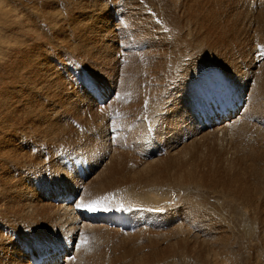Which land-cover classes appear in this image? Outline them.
Instances as JSON below:
<instances>
[{
	"label": "bare ground",
	"instance_id": "obj_1",
	"mask_svg": "<svg viewBox=\"0 0 264 264\" xmlns=\"http://www.w3.org/2000/svg\"><path fill=\"white\" fill-rule=\"evenodd\" d=\"M173 2L182 11L183 16L179 18L180 30L186 34L182 35L183 37H174L178 41L176 43V39L174 41L172 40V46L168 43V47L171 46L170 49L168 48L171 56L167 54V49L163 46L161 39V41L158 37L155 40L151 39L149 32L144 31L146 27L144 26L143 30L141 29V25H143L141 23H144L143 19H145L143 17L139 23L135 20H138V18L134 19L136 21L135 27L137 31L133 32L135 34L133 37L137 41L135 42L141 49L130 47V45L135 43L129 46L125 44L126 46L123 45L121 47L117 46L115 42L113 44L106 43L107 40L100 33L103 35L105 32L107 35V29H109L108 22H103L97 27L89 29L88 33L86 32L88 35V37L86 36L87 42L89 40L92 46L97 47L100 51L98 53L99 55L95 53L97 55L95 61L97 60V64L102 68V77L103 74L105 76L101 81L98 79V82L90 81V83L100 88L102 93H107L103 87L109 86L110 89L116 88L112 94L116 99L115 106L118 109L117 111H119L120 107L128 111H130V107H132L130 108L132 110L133 107H136L137 111L141 109V112L139 114L137 113L136 117L132 113L134 110H131L132 112L130 111L131 113L128 112V114L130 113V116L133 114L132 117L127 119L125 117L124 121L120 120L116 124L114 123V130L110 133L102 132L97 136L95 141L93 140L98 145L97 147L101 146L106 149L105 155L103 154L105 158L103 164H108L111 167L110 171L113 173L116 172V176H120L128 170L131 175L128 182H134V185L136 184L140 189L145 190L146 194L142 191L139 193V195L141 194L140 199L145 202H150L148 206L151 207H168V203L164 204L167 201L166 198L168 195L167 197L163 196L159 198L162 204L156 203L158 189L164 184H167L171 189H177L175 186H182L184 188H194L197 191L212 190L215 193L221 194L225 199L233 200L241 205H253V207L257 206V208L259 206L264 207V197L262 196L264 195V0H173ZM132 7L134 8L135 6L132 5ZM130 10H128L130 16L135 17V12ZM137 10H139L138 7ZM10 12L8 13L10 14ZM128 13L125 14L123 12L120 15L124 14L123 16H127ZM9 14L4 15L1 12L0 15V24H9L6 27L10 26L11 31L10 35L3 36V42H1L0 47V137L3 139L1 140L0 138V143H2L0 144V221H6L8 231L15 238L14 241L8 240L4 242L7 245L6 248L4 247L5 244L0 245V264H31L29 255L34 256L42 250H52V248L59 249V252H62L60 250L62 247L65 250L62 256L63 261L59 264H69L74 260L81 263H85L86 261L87 264L105 263L104 255V259H101V253L104 252V249L96 248L92 251L89 250L90 252L86 254L80 247L84 245V235L90 228L93 230L95 227L105 225L91 226V224L83 222L80 214L77 212L78 208L86 209L81 203H79L80 206L75 208L60 203L55 205L52 202V199L58 196L72 194L68 193L73 190V185L75 184L73 181L75 175H72L73 172L71 173L72 165H78L81 161L79 162L77 161L78 159L73 160L75 158H71V163L68 162L70 161L68 160L69 156L67 159L61 156L63 160L59 162V165L55 166L53 163L56 160L58 161L60 157H57L56 160L52 158L53 162H50L52 159H48V163H52L51 165L49 164V167L53 165L54 168L52 169L54 170L50 168L52 171H49L46 177H44V174V178L42 176L38 177L39 174H36V170V172L34 170L33 172L30 171L33 175H27V172L26 174L18 172L17 175H13L11 172V166L18 168L24 160H27L23 158L24 160H20L22 161L20 163L16 157H12L11 155L17 150V148L14 149L13 144L16 143L18 134L26 135V137L30 135L33 136L32 140L38 141L39 139L40 142L45 141L46 144H52L60 137L63 131L61 121L64 119L62 118L61 120V117H54V114L59 113V111H54V113L53 110L45 108L43 104L37 101V93H39V96L49 97L50 101L52 100L51 102L58 106L54 105V107L60 110V115H62V111L64 110L65 113L63 115L67 112L66 116L69 114L70 120L72 117L75 118L72 115L75 113L72 110L74 104H79L80 107L84 108L83 110L81 109L82 112L84 111L83 114L86 113L85 108L91 110L96 106L89 95L80 93L78 90H71L68 95L63 97L64 99L60 96L57 99L56 97L54 98L56 91L49 94V85L51 82L53 83L55 78L51 73L52 65L49 63L51 59L47 61V59H44L45 55L43 58L40 57L43 56V52H40V44L44 48L55 43L53 40V42L51 41L50 37L44 34H40L35 30H26L23 27L24 24L20 20V17L16 15L17 19H15ZM138 14L140 15V12ZM142 16H145V14L143 13ZM79 20L81 21V19ZM92 21L94 23L95 20ZM146 23L149 24L148 22ZM114 28L112 30V36L113 40L116 41L115 38L117 35L114 33ZM79 34L83 35L84 33L80 32ZM12 35L22 37L23 40H34V45L29 46L26 44V47H22L26 40L20 43V41H15ZM122 35L127 37L126 34L124 35L122 33ZM58 37H62L61 33ZM82 37L84 38V36ZM109 39L111 41V38ZM85 41L82 43L86 48ZM181 43L188 47L189 52L195 51L197 53H189L187 49L183 51L180 48ZM12 44L15 46H12ZM66 44L69 46L68 42ZM135 46L137 47V45ZM53 47L50 49H54ZM57 47L59 48V46ZM61 49L57 50L59 51ZM65 49L69 50V48ZM90 55L92 54L88 56ZM117 55L124 56L125 58H123L125 60L132 57L130 61L133 64L130 63L132 65L126 67L125 71H122L123 68L120 67L122 63L118 65L120 61L114 60V57ZM184 56L188 58L185 61L182 58ZM89 58H91V61L93 60L92 57ZM171 61L174 63V67H172ZM113 62L117 63V65ZM143 62L144 70L142 71L139 64ZM77 64L79 65V63ZM129 68L134 69V73L131 72L132 74H129V70H131ZM141 71V75H144L143 81L140 78L136 79L135 72L140 74ZM63 80L61 81L63 82ZM62 82L58 86L61 87ZM63 83L65 85V82ZM64 85L63 88H65ZM223 86H232L235 89L232 93L235 98L241 96L240 98L243 100L244 106L239 116L231 119L229 122L213 126L211 129L201 127L194 121V111H196L199 102V96L197 94L206 93L211 89L219 91ZM65 90L68 89L66 88ZM107 91L110 92L109 89ZM141 99L145 101H141ZM232 101L233 99H227L228 103ZM142 102H144V105ZM91 111L87 110L90 114ZM63 115L62 117H64ZM21 142L19 144L23 145ZM56 142L59 141L57 140ZM52 145L54 146L55 144ZM71 149L73 150V148ZM77 149L80 150V148ZM4 151H7V154H4ZM100 151L102 150L100 149ZM67 152L64 153L69 155ZM20 154H22L21 151ZM53 154H51V157H54L58 153L52 156ZM73 157H76V155ZM131 159H133V165L137 168V170L134 169L135 172L129 168ZM49 167L47 166V172ZM74 168L72 171H74ZM37 170L39 171L38 167ZM34 172L36 176H34ZM38 173L43 174L44 170ZM108 179L107 181L110 183L111 181ZM110 184L113 185L114 183ZM115 184L116 186H120L119 183ZM106 190H109V188ZM177 190L181 191L180 189ZM152 191L155 192L151 193ZM136 201L138 199H135ZM168 202H171V200ZM170 205L172 207L173 203ZM184 206L186 207L185 204ZM195 212L199 215L197 211ZM197 214L195 216L194 213L195 218ZM255 217L257 218V216ZM189 218L191 219V217ZM194 220L196 219H193V222H195ZM197 221H200L199 218ZM98 231L96 230V232ZM96 232L94 234L97 236L98 233ZM69 235H74V238H71L72 243L78 239L74 245L69 243V240H71L69 239ZM127 245L129 244L127 243ZM187 248L190 249V247ZM170 250L172 252V248ZM27 252H30V254ZM156 255L154 256L155 259L157 257L159 258L161 254L157 257ZM85 256L86 260L84 261ZM144 258L149 261L151 257L147 258L146 256ZM112 260L113 258L111 262H113ZM206 260L208 261V259Z\"/></svg>",
	"mask_w": 264,
	"mask_h": 264
},
{
	"label": "rangeland",
	"instance_id": "obj_2",
	"mask_svg": "<svg viewBox=\"0 0 264 264\" xmlns=\"http://www.w3.org/2000/svg\"><path fill=\"white\" fill-rule=\"evenodd\" d=\"M131 2H132V4H131ZM132 5H134L136 8L135 7L133 8ZM7 6H8V8H7ZM137 7L139 10H137ZM141 8H143V9H141ZM134 9H136V10H134ZM128 10L134 11L135 17L130 16V14L128 13ZM180 11H181V9L179 8V6L174 5L173 0H133V1H131V0H0V15H1V12H3L4 15L9 14L8 12H10L9 15L11 17L13 16L15 19H17V17H16V15H17L18 17H20V20L24 24L23 27L26 30H35L40 34H44L47 37H50L51 41L53 40L54 43L56 44V45L54 44L55 46L50 45L49 47H44V48H42V45L40 44L41 50L39 49L40 52H43V56L39 55L40 57L43 58L45 55L44 59H47V61H49L51 59L49 61L50 65H52L51 66L52 67L51 73L53 74V77L55 78V80L57 78H58L57 80H59V81L56 80L57 82L55 80H53V83L56 82L54 84L55 86L51 82L49 85V88H48L49 94L50 93L52 94L56 91L54 94V98L56 97V99L59 98V96L63 98L64 96L68 95L71 90H76V91L78 90V92H80V93H85L86 95H89L86 93V90H83L81 87L82 80L87 78V80L89 82L90 81L91 82H94V81L98 82V79H99V81H101L105 78L104 74L102 77V73H103L102 68L97 64V60L95 61V59L97 58V55H99L98 53L100 51L97 47L92 46V44L90 43L89 40H88L89 43L87 42L88 35L86 34V32L88 33L89 29L97 27L98 25H100L103 22H108L109 23L108 24L109 29H107V32H108V33L106 32L107 35L105 34V32L103 35L100 33V35L104 36L105 39L107 40L106 43L109 42V43L113 44L115 42L116 45L120 46V47L125 45V44L129 46L130 44L135 43V44L130 45V47L132 46V48H134V49H141L138 46V44L136 43L137 42L136 39L133 37V35L135 36V34L133 32L137 31V28L135 27L136 21H137V23H139V22H141L140 19L142 17L145 19L147 18L146 20L142 18L144 23H141V24H143V25H141V29L143 30V27L145 26L148 30L146 28H144V31L149 32L151 39H154V40L158 39V38H159V40L161 39L162 41L161 40L160 41L163 43V46H165L167 49V54L169 56H171L169 49L172 46L173 41L176 38L183 37L182 35L186 34L184 31L180 30L181 26H180L179 18H181L183 16L182 11L181 12ZM123 12L125 14L128 13V15L127 16H123L124 14L120 15ZM139 12H140V15L138 14ZM143 13L145 14V16H142ZM131 14H132V12H131ZM85 17H87V18H85ZM91 18H92V20H95L94 23L91 20ZM135 18H138V20ZM79 19H81V21ZM85 19L88 21H86ZM96 19L100 23H98L96 21ZM118 20H120V21L118 22ZM127 21H130V22H127ZM87 22L88 23L90 22V23L88 24ZM146 22H148L149 24H147ZM8 25L9 24H5V23H2V25L0 24V28H1V31H0V47H1V42H3V36L11 34V31L9 28L10 26L6 27ZM177 26H178V29H177ZM113 28L116 30V31L114 30L115 35H117V36L120 35L118 38L116 36V38H115L116 41L113 40V36H112L113 35V31H112ZM127 28H128V30H127ZM151 28H152V30H151ZM157 28H160V29H157ZM104 29H105V27H104ZM177 31L178 32L181 31V32L178 33ZM80 32L84 33V34L83 35L79 34ZM129 32L131 33V35ZM161 32H162V34H160ZM60 33H61L62 37H58V35L60 36ZM122 33L124 35L126 34L127 37L123 36ZM165 33H166V35H165ZM151 35L152 36L157 35V36L152 37ZM82 36H84L85 39ZM13 37H14L15 41H20V43H22L26 40V39L23 40L22 37H17V36H13ZM81 37H82V39H81ZM174 37H176V38H174ZM109 38H111V41ZM132 38L134 39V42H133ZM123 39H124V41H123ZM27 40L25 41V43H23L22 47H26V44H28L29 46L34 45V42H33L34 40L33 41L32 40L27 41ZM83 41H85L84 43L86 44V48L84 47V44L82 43ZM175 41L177 43L178 40L176 39ZM64 42H66V43L68 42L69 46L66 43L62 44ZM118 42H119V44H118ZM120 43H121V45H120ZM168 43H170L169 45H171V46L168 47ZM135 45H137V47ZM12 46H15V45L12 44ZM51 46L52 47L54 46L53 47L54 49H50V48H52ZM56 46H59V48L58 47L56 48ZM177 46H178V44H177ZM75 47H76V50H75ZM185 47H186V45H183L181 43L180 48H182L183 51H185L187 49V51L189 52L188 47H186V48ZM65 48H69V50L65 49ZM47 49H50V50H47ZM57 49H61V50L58 51ZM94 49H95V51H94ZM78 51H79V53H78ZM87 53L92 54V55L88 56L89 54H87ZM191 53H197V52L193 51ZM48 55H49V57H48ZM74 56H75V60H74ZM89 57H92L93 60L91 61V58H89ZM123 57L124 56L121 57V56L117 55L114 57V60L120 61V62H118V65H120L122 63L120 65V67H122L123 69L125 67L124 70L122 69V71H125L126 67H128L129 65H132L133 62L130 61V59L132 57H129L128 60H125L124 59L125 57L124 58ZM182 58H183V61H185V59H188L186 56H184ZM115 62H113V63H115ZM54 63L56 66L54 65ZM77 63H79V65ZM130 63H132V64H130ZM170 63L172 64V67H174L173 66L174 63L172 61ZM115 65H117V63H115ZM122 65L123 66L125 65V66L123 67ZM143 65H144V62L142 64H139L140 68H142V71L144 70ZM86 66H88V67H86ZM91 69H92V71H90ZM129 69H131V70H129V72H130L129 74L134 73V71H135L134 69L133 70H132V68H129ZM142 71L140 72V74L136 73V72H138V71H136L135 74H136L137 78L136 77L135 78L136 79L140 78L143 81L144 75H141ZM91 73L94 75H92ZM96 77H98V78H96ZM60 79L61 80L64 79L63 82H65V85ZM60 82H62L61 87L58 86L59 84H61ZM63 85L65 88H63ZM50 86H52L53 89H52V87L50 88ZM100 87H101V83H100ZM66 88L68 90H65ZM103 89L107 93H108V91H107L108 89L110 90V92L113 93V91L116 88L110 89L109 86H107V87H103ZM60 91H62V92H60ZM103 93L105 94V92H103ZM57 94H58V97H57ZM37 97H38L37 101L40 102L41 104H43V106L45 108H47L48 110H53V112L59 111V113L54 112L55 113L54 117H56V118L61 117V120H62V118L64 119V120H62L63 122L61 121V124H63L62 125L63 131H62L60 137L57 139L59 142H56L57 141L56 140L54 143H52V144H55L54 146L52 144H46L45 141L40 142L39 139H38V141L32 140L33 136L29 135V137H26V135L18 134L19 136L16 138V143L13 144L14 149L17 148V150H15L11 155H12V157H16L19 161L24 160L23 158H25L27 160H24L23 162L20 161V163L22 162V164L20 165L22 167L19 166L18 168L19 169L21 168L22 171L19 170L18 168H14V166L10 167L13 175H17L18 172L19 173L23 172L22 174H26V172H27V175H30V174L33 175V173H31V172H33V170L34 171L36 170L37 171V172L35 171L36 174H39L38 177H41V176L43 177L44 174H45L44 177H46L47 174L49 173V171L54 170V169H52V168H54L53 165L54 164H55V166L59 165V162L61 160H63L61 158V156L64 159H67V157L69 156L70 158L68 157V160H70V161H68V162H71V163H72L71 160L73 158H75L73 160L78 159L77 161H79V162L80 161L84 162V159H85V162L84 163L82 162L83 165L81 164V162L78 163V165L81 164L80 166L84 167L83 168L84 170H87V173L85 174L86 178H84V179H82L81 177H78V175H77L76 171H77L78 165H76V164L72 165V170H73V167H75L74 171L71 170V173L73 172L72 175L73 174L75 175L73 177V181L75 183L74 184L75 186L73 185V190L71 192H68V193H76V192L82 190L80 192V198L83 197V198L79 199L80 202H78L77 204H75L72 207L77 208V206H80L79 203H81L82 206H85L86 204H89L91 202L94 203V201H96L99 204L100 201L102 200V202L104 201V203H107V205H105L106 207H117V211L124 214V215H126L130 212L128 210H134V212H138L137 216L139 217L140 222L144 225L137 232H134L132 234H129L128 232L121 233V232H119V230L108 228L107 226L91 225V226H99L100 228L95 227L93 230H91V228H90V230H88L87 233L84 235L85 236L84 245L80 246V247L82 248V251L86 252V254H87V252L89 253L90 251H92L96 248H99L101 250L104 249V252L101 253L102 254L101 259H104L103 258V255H104L105 263L102 262L101 264H110V263L111 264H142V263L143 264H206V262H207V264H264V207L259 206L260 208L259 207L257 208V206H254L255 207L254 208L253 205H247V204L241 205V204L234 202L233 200H230L227 198L225 199V197L221 196V194L215 193L212 190H208V191L198 190L197 191L194 188H184L182 186L181 187L175 186L177 189L181 190V191H179L177 189L169 188L167 184L162 185L161 188L158 189V194H157L158 198H156V203L162 204V202L159 201V198H161L163 196L167 197V195H168V197L166 198L167 201H165V203H164V204L168 203L169 204L168 207H162V206H154V207L152 206L151 207V206H148L150 202H145L142 199H140L141 194L139 195V193H141V191H142L143 193L146 194L145 190L140 189V187L136 184L134 185V182H128L131 178V175L129 174L128 170L126 172H124L123 174H121L120 176L119 175L116 176V174H115L116 172L115 173L111 172L110 171L111 167L108 164L107 165L103 164L104 163L103 160L105 159L104 153H105L106 149L102 148L101 146L97 147L98 145H96L94 142L95 139L97 138V136H99L102 132L110 133L115 128L114 123L116 124L120 120L124 121L125 117L127 119L129 117H132L133 114H134V117H136L137 116L136 114L137 113L139 114L141 112V109L140 110L138 109V111H137L136 107L135 108L133 107V110H134L133 111L132 109H130L132 107H130L129 110L133 111V112L131 111L133 113L131 116H130V113H131L130 111L123 109L121 107H120L119 111H117L118 109L115 106L116 99L113 96V99L109 102L110 104L108 103L103 108H101V106H97L94 104L96 106L95 108H97V109H95L93 107V109H91L92 110L91 111V110L85 108L86 113H84V114H83L84 111L82 112V110L84 108L80 107L79 104L75 105L73 103L75 106L72 104L73 109L71 107L70 108L75 113H77L76 115L81 113L80 115L82 118L80 117V115L76 116L74 113L72 115L75 116V118L72 117V115H71L72 118L70 120L69 114H68V116H66L67 112L65 115H63L65 113L64 110L62 111L63 112L62 115L64 117L66 116L65 118H67V119H65L64 117H62V115H60L61 114L60 110H58V108L54 107L55 103L53 104V102H51L52 100L50 101L49 97L39 96V93H37ZM48 98H49V100H48ZM41 99H42V101H41ZM142 100L143 99H141V101ZM92 101H93V99H92ZM143 101H145V100H143ZM142 104L144 105V102H142ZM55 106H57V105H55ZM70 106H71V104H70ZM77 106H79V107H77ZM87 110L91 111V114L88 113ZM128 112H130V113L128 114ZM123 114H125V115H123ZM86 115L88 116V118ZM79 117H80V119H79ZM84 120L86 121L85 123H84ZM90 121L92 122V124ZM87 123H89V124H87ZM104 127H105V130H104ZM102 128H103V130H102ZM95 133H97V134H95ZM0 138H1V140H3L2 137H0ZM89 139L92 141L90 142ZM20 142L25 146L19 144ZM24 142H25V144H24ZM0 144H2V143H0ZM16 146H19V147H16ZM78 146H80V147H78ZM36 147H37V149H36ZM76 147L80 148V150L77 149ZM51 148H52V150H51ZM71 148H73V150ZM18 149H20V150H18ZM100 149L102 151H100ZM20 151L22 154H20ZM54 151H55V153H54ZM66 151H68L67 153H69V155L64 153ZM69 151H71V152H69ZM74 152H75L76 157H73V156H75ZM56 153H58V154H56ZM62 153L65 155L66 158L64 157V155ZM70 153L73 154V155L71 154L72 157H71ZM4 154H7V151H4ZM51 154H53L52 156H54L55 154L56 155L54 157H51ZM78 155H79V157H78ZM102 155H103V157H102ZM27 156H29V157H27ZM57 157H60V158H58L59 159L58 161L56 160ZM52 158L53 159L55 158V160L57 162L54 160L55 162L52 165L53 167L52 166L49 167L52 163H48V162ZM100 158H101V160H100ZM36 159H38V160H36ZM53 159L50 162H53ZM28 160H29V162H28ZM131 160L132 161H130V163H129V165H130L129 168L135 172V170H137V168H135V165H133L134 164L133 159H131ZM25 161H27L28 163ZM31 163H33V164H31ZM26 165H28V166H26ZM131 165H132V167H131ZM47 166L49 167L48 172H47ZM37 167H38L39 171L37 170ZM87 167H88V169H87ZM13 169H15V170H13ZM43 170H44L43 174L38 173L40 171L43 172ZM103 170H105V171H103ZM35 172H34V176H36ZM111 173H113V174H111ZM75 177H76V179H75ZM92 177H94V178H92ZM95 178H96V180H95ZM117 178H119L118 181H116ZM107 179L109 181H111L110 183H112V184L114 183L113 184L114 186L111 185L107 181ZM115 183H119L120 186H118V185L116 186ZM76 184H78V185L76 186ZM97 184L102 189L98 188L99 186ZM107 186H108L109 190H106V189H108V188H106ZM110 187H112V188H110ZM149 189H151V188H149ZM154 192L152 191L151 193H154ZM262 196L264 197V195H262ZM88 198H89V200H88ZM135 199H138V201L135 202ZM139 199H140V201H139ZM170 200H171V202H168ZM263 201H264V198H263ZM87 202H89V203H87ZM172 203H173V205L171 207L170 204H172ZM182 203H184L186 205V207ZM53 204L56 205V203H53ZM68 206H70V205H68ZM193 207L194 208L196 207L197 210H196V208L194 209ZM153 208L157 209L158 212H160V213L164 212L161 216L163 217L164 222H166L167 226L164 223L162 224L161 219L158 215L153 214V212H152ZM244 208H245V210H244ZM185 209H186V211H185ZM187 211L189 214L188 213L186 214ZM195 211H197L199 213V215ZM194 213H195V216L197 214L196 218L194 217ZM166 214H168V215H166ZM76 215L79 216L77 213H76ZM164 216H166L165 217L166 219L164 218ZM188 216L191 217V219ZM255 216H257V218ZM185 217H187V218H185ZM198 218L202 222V224L200 221L199 222L197 221ZM193 219H196V220H194L195 222H193ZM202 219H203V221H202ZM5 222L6 221H0V224H1L0 225V245H2V244L6 245V243H4L5 241H8V240L14 241V238H15V236L12 235V233H10L8 231L9 230L8 224L6 226ZM87 224H89V223H87ZM4 228H6V229H4ZM177 228H180V229H177ZM95 229L99 230V231L96 232ZM95 232L98 233L99 236L98 235L96 236V234H94ZM127 234H128V239H127ZM180 237H182V238H180ZM71 238L73 239L74 235L73 236L69 235V239H71ZM129 238L133 239V240H131L132 242L130 241ZM72 239L69 240V243H72ZM2 240H3V242H2ZM77 240L73 241L72 245H74ZM124 240H127V241H124ZM180 240H181V242H180ZM152 242H154V243H152ZM127 243L129 245H127ZM171 244H173V245H171ZM5 245H4V247L6 248L7 245L6 246ZM187 247H190V249ZM209 247H211V249H209ZM0 248H1V246H0ZM162 248H163V250H162ZM171 248H172V252L170 250ZM25 250H27V249H25ZM164 250H166V251L168 250V252H166ZM184 250L187 252H185ZM162 253H164L163 254L164 257L162 255ZM160 254L162 255V258H161ZM214 254H215V258H214ZM155 255H156V257L159 255L160 256H159V258L157 257L155 259V257H154ZM202 255H204V256H202ZM146 256H147V258L151 257L150 258L151 260L150 259H149V261L145 260L146 258H144V257H146ZM85 258H86V256L84 257V261L86 260ZM112 258H113V260H112L113 262H111ZM152 258H153V260H152ZM206 259H208V261ZM76 262L77 261L74 260L73 262H71L69 264H75ZM76 264H87V263L85 261V263L77 262Z\"/></svg>",
	"mask_w": 264,
	"mask_h": 264
},
{
	"label": "snow or ice",
	"instance_id": "obj_3",
	"mask_svg": "<svg viewBox=\"0 0 264 264\" xmlns=\"http://www.w3.org/2000/svg\"><path fill=\"white\" fill-rule=\"evenodd\" d=\"M88 207H89V210H94V208L91 205H89Z\"/></svg>",
	"mask_w": 264,
	"mask_h": 264
}]
</instances>
